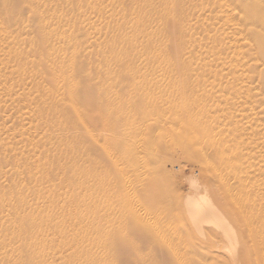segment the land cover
Segmentation results:
<instances>
[{
	"label": "rangeland",
	"instance_id": "1",
	"mask_svg": "<svg viewBox=\"0 0 264 264\" xmlns=\"http://www.w3.org/2000/svg\"><path fill=\"white\" fill-rule=\"evenodd\" d=\"M170 4L0 0V264H83L84 253L98 264H264V61L254 42L264 24L239 26L240 8L220 0H175L184 26L167 34L159 15L175 22ZM146 40L165 59L147 58ZM117 50L132 60H111ZM69 71L77 115L63 91ZM183 106L223 140L213 146L221 156L187 141ZM199 196L234 238L195 228L187 201ZM73 232L76 254L62 237Z\"/></svg>",
	"mask_w": 264,
	"mask_h": 264
},
{
	"label": "bare ground",
	"instance_id": "2",
	"mask_svg": "<svg viewBox=\"0 0 264 264\" xmlns=\"http://www.w3.org/2000/svg\"><path fill=\"white\" fill-rule=\"evenodd\" d=\"M169 1L171 3L170 5H172V18H174V21H175V22H173L174 24L173 23L172 24H169L168 23V18H167V16L164 13L163 14L160 13L159 18H160L161 22H163V27H164L163 31L166 32L167 34L168 33L169 34H172L173 31H174V28L175 29L182 30V27L184 26V25L182 26V20H181L182 19L183 10H182L181 7L179 9H176L175 8V6H174L175 0H169ZM220 1L222 3H224V4H226L227 7H230V8H232V7H239L240 8L242 14L240 15V23H239V26H245L246 24H248V25H252V26H255L256 28H258L260 26L262 27V24H264V17H263V13H264L263 4L264 3H263L262 0H220ZM170 5H168V6H170ZM166 6L167 5H165V7ZM163 12H165V11L163 10ZM226 15H227V17H230V15H228V14H226ZM143 16L144 15L141 14V13L134 15V17H133V23H134L133 24V32L134 33L141 32L142 31L141 28H140V25H141V19L143 18ZM226 20H229L230 21V19H228V18H226ZM259 31H261V30L259 29ZM38 32H39V34H41L42 33V30L39 28L38 29ZM143 32H144V30H143ZM45 34H47V33H45ZM255 34L257 35V36H254V42L258 46L257 47V54H258L259 58H262L263 61H264V42H263L264 38L261 35H259L258 33H255ZM122 41L123 42L126 41L127 44H130V43H132L133 40L128 39V38H125L124 36H121L120 42H122ZM251 42H252V38H251ZM144 43L145 44H142L141 45V48L145 50V54L144 55L147 56V58L158 59V60L159 59H165L164 56H161L160 57V56H155L153 54L156 51L155 52H152L151 47L153 45H151V47H150L149 46L150 44H149L148 40H146ZM175 48H176L177 51H179L180 48H181L180 47V44H177ZM161 49H162V47H161ZM74 56H75V54L72 53L71 56L68 58V60H66V62L63 61V60H60L61 61L60 63L62 64V63L65 62V63H67V65H71L72 66L73 65V58H74ZM121 58L126 59L127 61H131L132 60L131 58H129L128 56H126V54L124 52L123 53L120 52V50H117L116 52H113V54H112V56H111L110 59L111 60H119ZM187 60H189V59H187ZM56 78L57 79L64 80V78L61 77V76H57ZM56 82H57L56 84H59L61 82L62 85L64 83V81H56ZM61 87H58V88L60 89ZM63 91H64V93H66L67 100H68V102L71 105V112L77 115L78 114L77 98H76L77 88H76V84L73 82V78L71 76V71H69V73L67 75V83H66V86H65V88H64ZM183 107L184 108H182V107L180 108L179 112L176 114V117H178V121L177 122H179L181 128L184 131H186L185 132V137L187 138V141H189V142L190 141H192V142L195 141L196 144H199V145H197L198 147L199 146H205V147L211 149V151L209 152V157L210 158H216L217 157L216 155L218 154V152H216L217 151V148H214L213 146H218L219 144H221V141L223 142V140H221L219 138V136L215 133L216 131H214L213 128L210 129L208 126H206L205 124H203V122L201 121L202 120V117L200 119L199 118L198 119L195 118L194 116H192L189 113V111L186 109L185 106H183ZM62 109H63V111L61 110L62 113L69 114L70 111H68L65 107H62ZM204 120H206V118ZM208 121H210V119ZM208 124H209V122H208ZM217 129L218 128H216V130ZM65 143H66L67 146L71 145V143H69V142H65ZM199 149H200V147H199ZM219 155L221 156L220 153L218 154V157H219ZM214 161H215V159H214ZM71 162L73 163L74 160L72 159ZM227 164H229V163H227ZM70 168H71L72 175H74V170H73L72 166ZM194 187H197V186H194ZM207 198H205V196H203L200 199V201H198V199H197V201H196V199H195V201L194 200H191V199L187 201L188 202L187 203V211H188L189 216H190V218L192 219V221H193V223L195 225V228L199 232H201V229H202V225L203 224H214L217 227H219L222 230V232L227 237H229L230 239L234 238V237H231V233H232L231 230L232 229H231V227L229 228V225L226 223V220H225L224 216L214 208L215 206L213 207V205L211 204V202ZM50 205H51V201H50ZM72 210L74 211V208H72ZM72 218L74 220L75 215H72ZM63 235H62V237H63V244L65 246H68L70 249H72V251L76 254V252H77L76 233H74V232L71 233V236L70 237L68 235L64 237ZM233 236H234V234H233ZM31 238H32V240H36V239H39L40 237L38 235H36V233H32ZM41 242H43V241L41 240ZM234 245H236V244H234ZM84 254H85L84 259H86V260L83 261L84 262L83 264H98V262H96V260L94 259V257L91 254H88V253H84ZM246 257H248V256H246ZM30 260H39L38 255L30 258ZM75 263H76V260H75Z\"/></svg>",
	"mask_w": 264,
	"mask_h": 264
}]
</instances>
